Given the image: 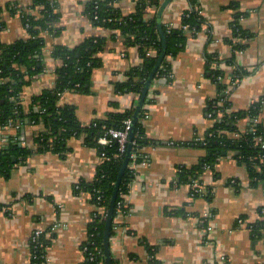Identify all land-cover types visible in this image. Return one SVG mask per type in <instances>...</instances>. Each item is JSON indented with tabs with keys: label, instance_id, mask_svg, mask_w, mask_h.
Here are the masks:
<instances>
[{
	"label": "crops",
	"instance_id": "obj_1",
	"mask_svg": "<svg viewBox=\"0 0 264 264\" xmlns=\"http://www.w3.org/2000/svg\"><path fill=\"white\" fill-rule=\"evenodd\" d=\"M139 1L119 0L118 5L130 14ZM237 1L239 10L245 12L242 27L253 34L243 51H235L228 41H236L231 25L236 10L230 0H196L205 19L202 30L188 35L185 49L170 57V74L153 81L144 107L149 114L144 126L156 143L147 147L138 162L126 196L129 210L119 213L111 236L112 258L117 264H264V227L257 236L251 227L264 224V183L251 186L247 168L233 153L222 155L199 176L198 181L212 189L211 202L194 197L191 182L181 179L183 168H191L207 154L199 142L215 123L207 108L219 92L207 57L234 58L235 65L223 64L227 84L237 66L252 72L229 92L231 110H246L264 95V0ZM33 2L0 0V22L4 23L0 42L29 38L22 11L35 15ZM89 2L57 0L60 31L43 34L46 71L24 87L21 102L26 111L34 95L55 85L62 61L51 56L53 49L58 45L75 48L88 37L104 38L105 45L97 54L102 64L92 72L89 93L67 91L60 104L74 105L84 123L137 104L135 94L120 93L115 84L126 80L130 68L143 63L139 47L129 45L118 29L95 24L86 13ZM190 7V0L172 1L163 23L180 27ZM159 8L148 7L146 16ZM238 124L246 130L250 120L244 118ZM41 129L29 117L21 126L0 128V149L17 133L23 146H33ZM69 145L71 151L65 158L52 151L36 152L17 164L8 178L0 175V204L4 206L0 210V264H30L34 231H46L54 224L58 228L50 235L49 263L85 264L82 247L97 206L89 192L76 186L81 180L95 179L101 157L83 138H72ZM231 180H237V185ZM240 218L245 224L238 222Z\"/></svg>",
	"mask_w": 264,
	"mask_h": 264
},
{
	"label": "trees",
	"instance_id": "obj_2",
	"mask_svg": "<svg viewBox=\"0 0 264 264\" xmlns=\"http://www.w3.org/2000/svg\"><path fill=\"white\" fill-rule=\"evenodd\" d=\"M161 1L140 0L135 12L130 14L123 13L118 5L119 0H90L86 8V13L95 24L118 29L126 37L129 45L139 47L143 63L130 68L126 73V80L115 84L116 91L133 93L137 96V100L163 50L158 10L151 17L146 16L147 8L150 6L159 8ZM190 1L191 7L183 16L182 25H189L195 35L202 30L205 19L197 11L199 6L196 0ZM57 6V0H34L31 8L37 12L35 15L30 11H22L29 38L19 39L10 44L0 42V128L9 126L10 122L15 127L21 126L28 117L31 122L42 125V129L34 137L33 146H23L19 133H17L7 147L0 149V175L8 178L17 164L25 162L36 152L52 151L65 158L71 151L69 142L72 138H83L86 146L96 148L101 157L96 177L89 182L81 180L77 184L79 188H76L79 191L89 192L91 201L98 206L93 213L88 238L82 247H87L85 250L87 260L84 263L106 264L105 214L108 213L110 200L126 159L128 147L131 145L132 152L137 154V157L131 158L129 163L133 160L138 163L144 158L147 147L155 145L156 142L147 136L144 123L140 120L145 111L143 108L131 131L132 138H129L124 152L120 151L116 138H112L108 145L99 143V139L106 136L109 129L124 128L126 119L133 120L136 104L126 111H113L106 118L95 119L89 123H84L79 119L74 105L60 104L62 95L67 91L81 94L90 92L92 72L95 67L102 64L97 54L105 45L104 38L88 37L75 48L56 46L51 56L61 60L62 65L56 70L55 85L51 88H44L39 94L34 95L26 111L21 102V93L36 76L46 71L43 34L46 31L55 33L60 31V28L56 26L60 19ZM230 7L236 10L231 24L234 36L250 39L253 34L243 28L240 22L245 12L239 10L240 5L237 0H230ZM11 10L17 11V8L12 6ZM1 12L0 9V14ZM3 27L4 23L0 22V30ZM162 30L167 41L166 56L156 77L170 74V57L177 56L185 49L188 37L182 26L170 28L169 25L163 23ZM228 41L233 44L235 51H243L247 46L246 42H236L233 39ZM216 56L207 57V68L219 92L216 99L210 100L207 108V113L215 120V123L205 140L199 142L207 150V154L191 168H183L181 179L191 183L198 181L205 168L214 167L222 155L233 153L234 158L247 168L251 186H258L264 183V119H262L264 95L246 110H231V101L226 93L228 84L224 82L226 72L223 64L235 65L234 58L222 61ZM251 73L250 70L237 66L232 73V79H241ZM244 118H249L250 127L241 130L238 123ZM223 152L226 153L223 154ZM135 177L136 171L128 164L119 187L111 236L115 231L119 213L129 210L126 205V196ZM230 183L236 186L237 180H231ZM191 191L194 197H204L210 202L213 200L212 189L209 186L205 191L200 192L194 189ZM3 207L0 204V210ZM251 227H253L254 235L257 236L264 224H254ZM53 235L54 232L51 236ZM51 236L42 235L40 237L42 245L37 247L32 245L30 264H48L47 248L51 244ZM112 260L113 264H117L115 259Z\"/></svg>",
	"mask_w": 264,
	"mask_h": 264
},
{
	"label": "water",
	"instance_id": "obj_3",
	"mask_svg": "<svg viewBox=\"0 0 264 264\" xmlns=\"http://www.w3.org/2000/svg\"><path fill=\"white\" fill-rule=\"evenodd\" d=\"M172 1L174 0H164L162 2V4L160 5V8L158 10V22H159V28L162 34V38H163V50L149 76V78L146 80L145 83V87L143 89V92L141 93V96L135 106V112L133 115V122H132V130L134 128V125L136 124V122L138 121L140 114L143 110V108L145 107V104L148 102L149 100V92L151 89V86L153 85V81L156 79V74L157 71L159 69V67L161 66L165 56H166V48H167V41L166 38L163 34V30H162V24H163V14L166 11V9L168 8V6L172 3ZM132 138V132L130 134V139ZM226 152H223V154H225ZM131 154H132V146L130 145L128 147L127 150V156L126 159L123 163V167L120 171L118 180L115 184V188L113 191V195L112 198L110 200V205H109V210L107 213V217H106V222H105V230H104V245H105V258H106V264H113V258H112V250H111V229H112V225H113V220H114V211H115V207H116V202H117V198H118V192H119V187H120V183H121V179L122 176L124 174V171L126 170L129 161L131 159Z\"/></svg>",
	"mask_w": 264,
	"mask_h": 264
},
{
	"label": "built area",
	"instance_id": "obj_4",
	"mask_svg": "<svg viewBox=\"0 0 264 264\" xmlns=\"http://www.w3.org/2000/svg\"><path fill=\"white\" fill-rule=\"evenodd\" d=\"M197 11H198L199 14H201V15L203 14V10L200 7H197ZM186 13L187 12H185L184 15ZM96 18H97V16H96ZM181 26L183 27V29H184L186 34L193 36L194 33L190 30V26L189 25H181ZM170 28H172V27H170ZM247 40H248L247 38H242V37H237L236 38V42H247ZM151 52L149 54H151ZM240 80L241 79H238V78L232 79L230 81V83L228 84V89L226 90V93L229 94V92L240 82ZM148 117H149V114L145 112L140 117V120L144 123V121L146 119H148ZM132 122H133V120L131 118H129V119L125 120V127L124 128H121V129H115V128L109 129L107 135L108 136L110 135L111 137L109 138L107 135L103 136V137H101L99 139V143L102 144V145H108V144L111 143L112 138H116L118 140V142H119V145H120V147H119L120 151L124 152L126 150L128 142H129V138H130V134H131V130H132V125H133ZM9 126H13V123L10 122ZM260 139L261 138H259V140ZM263 146H264V144H263ZM102 157H104V156L102 155ZM136 157H137V154L135 152H132L131 158L134 159ZM137 166H138V163L136 161H134V160L129 163V167L132 168L135 171L137 169ZM76 187L79 188L78 185ZM191 189H194L195 191H200L201 192V191H205L206 190V186L203 185V183H201L199 181H194L193 183H191ZM97 209H98V206H97ZM105 217H107L106 214H105ZM238 222L240 224H245V220L243 218H240L238 220ZM57 228H58V225L54 224L51 227H49L46 231H44L43 229H37L36 231H34L32 239H31L32 245L34 244V247L42 245L43 242H41L40 237L42 235H45L46 237H49L53 232H55V230ZM83 250H84V255H85V260L84 261H86L87 257H86V254H85V250H87V247H84ZM47 263L50 264L49 263V259H48V255H47Z\"/></svg>",
	"mask_w": 264,
	"mask_h": 264
}]
</instances>
